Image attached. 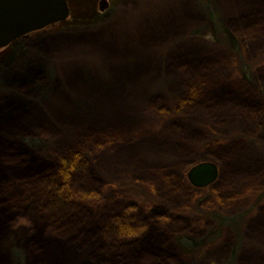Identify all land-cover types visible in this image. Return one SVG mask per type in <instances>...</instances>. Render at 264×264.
Segmentation results:
<instances>
[{"label": "rangeland", "instance_id": "rangeland-1", "mask_svg": "<svg viewBox=\"0 0 264 264\" xmlns=\"http://www.w3.org/2000/svg\"><path fill=\"white\" fill-rule=\"evenodd\" d=\"M100 1L68 0L66 22L31 35L48 40L51 80L61 84L39 115L73 142L79 134L57 117L83 116L115 129L120 145L91 157L97 171L115 188L116 201L136 202L149 233L178 241L190 264H264V128L257 125L264 124V49L254 57L231 39L240 64L227 65L202 19L208 15L222 29L220 21L257 0H108L104 12ZM197 39L218 65L190 83L202 107L188 119L177 113L186 83L178 65ZM15 43L0 52V62L15 55ZM217 98L219 117L209 125L206 108ZM247 106L254 108L247 112ZM202 162L216 163L220 175L199 189L187 174ZM27 234L0 213V264H45L13 247ZM80 260L86 261L78 256L74 263Z\"/></svg>", "mask_w": 264, "mask_h": 264}, {"label": "trees", "instance_id": "trees-1", "mask_svg": "<svg viewBox=\"0 0 264 264\" xmlns=\"http://www.w3.org/2000/svg\"><path fill=\"white\" fill-rule=\"evenodd\" d=\"M206 18L202 16L204 28H213L225 64H240L231 39L254 57L264 49V0L220 21L222 29L208 15ZM47 41L35 36L19 40L15 55L0 62V213L11 215L13 227L21 226L28 233L13 247L21 249L26 259L32 256L45 264H55V259L75 264L78 256L87 262L77 264H190L188 252L179 242L157 241L160 238L149 233L150 226L140 218L136 202L116 201L115 188L110 191L113 186L97 171L91 157L95 151L120 145L122 137L115 129H101L98 120L83 116L57 117L66 129L79 134L73 142L64 138L59 125L39 115L61 86L51 80ZM197 41L185 49L178 65L186 83L177 113L188 119L199 115L202 107L190 83L207 78L208 68L218 65L204 42ZM231 97L240 103L237 96ZM216 101L206 108L211 111L209 125L219 117L213 114L218 98ZM234 106L241 110L242 106ZM258 124L264 128L263 121ZM152 209L160 211L158 206ZM18 218L28 219L29 225L17 224ZM242 249L239 246L238 250Z\"/></svg>", "mask_w": 264, "mask_h": 264}, {"label": "water", "instance_id": "water-1", "mask_svg": "<svg viewBox=\"0 0 264 264\" xmlns=\"http://www.w3.org/2000/svg\"><path fill=\"white\" fill-rule=\"evenodd\" d=\"M108 0H101V12L109 8ZM71 16L68 0H0V51L30 34L64 23ZM214 162H202L188 171V180L195 188H207L219 178Z\"/></svg>", "mask_w": 264, "mask_h": 264}, {"label": "flooded vegetation", "instance_id": "flooded-vegetation-1", "mask_svg": "<svg viewBox=\"0 0 264 264\" xmlns=\"http://www.w3.org/2000/svg\"><path fill=\"white\" fill-rule=\"evenodd\" d=\"M36 33H38V32H36ZM33 34H35V33H33ZM31 35H32V34H30L27 38H22V39H28ZM22 39H19V40H22ZM19 40H17V41H19ZM17 41H16V42H17ZM14 43H15V42H14ZM14 43H13V44H14ZM13 44H12V45H13ZM10 46H11V45H10ZM10 46H9V47H10ZM6 49H7V48H6Z\"/></svg>", "mask_w": 264, "mask_h": 264}]
</instances>
